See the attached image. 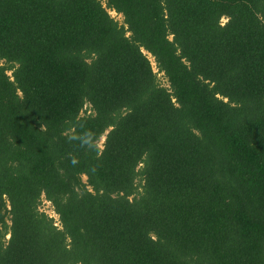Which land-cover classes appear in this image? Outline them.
<instances>
[{"label":"trees","instance_id":"obj_1","mask_svg":"<svg viewBox=\"0 0 264 264\" xmlns=\"http://www.w3.org/2000/svg\"><path fill=\"white\" fill-rule=\"evenodd\" d=\"M0 264H264V0H0Z\"/></svg>","mask_w":264,"mask_h":264},{"label":"rangeland","instance_id":"obj_2","mask_svg":"<svg viewBox=\"0 0 264 264\" xmlns=\"http://www.w3.org/2000/svg\"><path fill=\"white\" fill-rule=\"evenodd\" d=\"M112 15L114 17H116L120 23H122L123 21V18L121 16H118L117 14L115 13H112ZM225 22V20H224ZM157 71V70H156ZM159 79L161 81V83H163V85H166V80L162 77V75L159 76ZM104 143V139L101 141L100 145H102ZM42 211H44L45 213H48L50 216H52L53 218H55V222L57 223L58 226H60L59 224V218L55 215L53 209H52V206L49 204V203H44L43 204V207H42Z\"/></svg>","mask_w":264,"mask_h":264}]
</instances>
